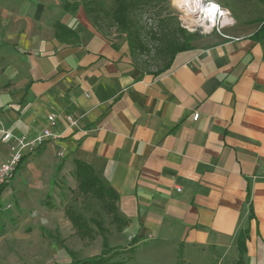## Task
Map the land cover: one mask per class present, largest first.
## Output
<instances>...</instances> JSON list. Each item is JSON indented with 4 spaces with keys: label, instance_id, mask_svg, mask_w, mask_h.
<instances>
[{
    "label": "crops",
    "instance_id": "1",
    "mask_svg": "<svg viewBox=\"0 0 264 264\" xmlns=\"http://www.w3.org/2000/svg\"><path fill=\"white\" fill-rule=\"evenodd\" d=\"M37 2L26 15L0 3V36L17 61L0 86V129L32 138L50 113L79 127L61 119V138L24 157L0 191V216L24 226L51 189L47 157L59 150L60 166L75 173L81 163L117 196L118 244H108L132 248L134 264H236L241 233L243 264H264L261 24L195 41L157 74L80 10ZM7 157L0 135V163Z\"/></svg>",
    "mask_w": 264,
    "mask_h": 264
},
{
    "label": "rangeland",
    "instance_id": "2",
    "mask_svg": "<svg viewBox=\"0 0 264 264\" xmlns=\"http://www.w3.org/2000/svg\"><path fill=\"white\" fill-rule=\"evenodd\" d=\"M37 1L40 0H0V3L7 10L9 4H17L20 13L26 15L36 10ZM47 1L54 2L57 8L80 10L93 28L125 50L139 69L152 73H157L167 64V51L174 43H183L188 34L194 37L191 42L194 43L208 35L230 33L241 26L251 27L264 20V4L257 0H211L226 11L230 19V25L224 28H221L220 20L210 26L206 19L201 22L202 15L196 13L198 9L195 12L188 10L195 7L197 0H188L187 5L180 8L174 7L172 0H147L128 15L127 28L122 29L113 19L114 0ZM199 2L205 6L209 0ZM4 27L0 19V35L5 31ZM4 39L0 36L1 87L15 72L10 63L13 61L16 65L17 62L9 53L11 50L5 51ZM8 40L14 42V39ZM47 158L51 161L47 168L51 189L34 200L32 209L23 216L28 219L24 226L16 230L17 222L12 220L8 210H5L7 214L0 216V264H66L72 259L77 261L101 255L102 236L107 241L110 236V241L114 242L111 244H118L113 236L119 223L112 221L111 211L93 196L81 194L74 173L58 164L63 159L59 150L52 151ZM68 210L80 215L90 231L83 233L77 230L68 219ZM95 221L103 227L102 235L97 231ZM115 248L119 249V254L112 261L134 264L131 248ZM135 258L139 264V258Z\"/></svg>",
    "mask_w": 264,
    "mask_h": 264
},
{
    "label": "trees",
    "instance_id": "3",
    "mask_svg": "<svg viewBox=\"0 0 264 264\" xmlns=\"http://www.w3.org/2000/svg\"><path fill=\"white\" fill-rule=\"evenodd\" d=\"M258 2L264 4V0H257ZM115 2V10L113 13V19L116 25L119 28L126 29L128 25V15L132 13V11L139 7L140 4H145L147 0H114ZM257 23H260L261 26L258 29V31L253 36L256 39L264 38V20L257 21ZM193 36L188 34L185 41L183 43H174L170 50L167 51L168 53V62L167 64L157 72V74H161L165 71H167L171 63L174 59V57L181 52L187 51L191 48L190 44L193 40ZM76 170H75V177L78 182V190L83 195H90L96 198L99 202H101L104 206V208H107L108 211H111L113 214L112 221L115 223L117 221V217L115 215V209H114V202L117 200V196L111 192L108 188H106L95 176L94 174L88 169L87 167L83 166L79 162H75ZM4 188V185L0 188V191H2ZM68 219L71 221L72 224H74L75 228L83 233H86V231H90V229L85 224L84 220L80 215H76L72 211L68 210ZM97 231L99 234L102 235L104 232L103 227L98 223L94 222ZM102 254L98 256H94L91 258H85L80 259L77 261L71 260L70 263L66 264H120L117 261H112L114 257H116L119 254L118 248H110L108 246V241L105 236H102ZM132 243H135L132 240ZM238 250H239V260L236 264H243V253H244V235L243 233L240 234L239 240H238ZM66 251V248H64ZM133 252V249L131 248V253ZM71 254V253H68ZM71 254V258H72Z\"/></svg>",
    "mask_w": 264,
    "mask_h": 264
},
{
    "label": "built area",
    "instance_id": "4",
    "mask_svg": "<svg viewBox=\"0 0 264 264\" xmlns=\"http://www.w3.org/2000/svg\"><path fill=\"white\" fill-rule=\"evenodd\" d=\"M201 4L203 5L202 2ZM218 34L223 36L221 32ZM197 118L198 114L195 113L192 120L195 121ZM61 119L66 123L67 128L77 129L79 127V119L70 115L60 117L56 113H50L46 116V126L32 138L27 136L16 138L0 129L1 140L7 144L8 149L7 159L0 163V188L13 177L15 170L26 155L34 153L48 141H57L61 138L62 133L55 131Z\"/></svg>",
    "mask_w": 264,
    "mask_h": 264
},
{
    "label": "clouds",
    "instance_id": "5",
    "mask_svg": "<svg viewBox=\"0 0 264 264\" xmlns=\"http://www.w3.org/2000/svg\"><path fill=\"white\" fill-rule=\"evenodd\" d=\"M188 0H172L173 6L180 8L182 6L187 5ZM199 10L200 13L202 14L201 16V22L203 20H208L210 21L213 25L215 24L216 20V13L219 12L220 16L226 15V11H222L219 7V5L212 3L211 0H209V3L205 6H201V3L199 0H197L195 7L189 8L188 10L191 12H195L196 10ZM192 30V29H190ZM208 29L206 28L205 31Z\"/></svg>",
    "mask_w": 264,
    "mask_h": 264
},
{
    "label": "bare ground",
    "instance_id": "6",
    "mask_svg": "<svg viewBox=\"0 0 264 264\" xmlns=\"http://www.w3.org/2000/svg\"><path fill=\"white\" fill-rule=\"evenodd\" d=\"M201 6H203L202 4H201ZM223 11V10H222ZM197 13V15L200 13V11H197L196 12ZM200 15H202L201 13H200ZM199 15V16H200ZM220 20L219 21V24H220V26L221 27H225V26H223V25H229L231 22H230V19L227 17V13H226V15H224V16H220V14L217 12L216 13V17H215V20ZM210 22V21H209ZM210 26H214L211 22H210Z\"/></svg>",
    "mask_w": 264,
    "mask_h": 264
}]
</instances>
